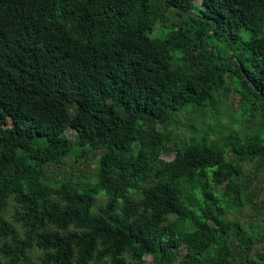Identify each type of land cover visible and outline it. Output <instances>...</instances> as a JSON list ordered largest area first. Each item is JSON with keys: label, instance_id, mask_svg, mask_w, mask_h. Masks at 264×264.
I'll list each match as a JSON object with an SVG mask.
<instances>
[{"label": "trees", "instance_id": "16d2710c", "mask_svg": "<svg viewBox=\"0 0 264 264\" xmlns=\"http://www.w3.org/2000/svg\"><path fill=\"white\" fill-rule=\"evenodd\" d=\"M263 172L264 0H0V264H264Z\"/></svg>", "mask_w": 264, "mask_h": 264}, {"label": "rangeland", "instance_id": "374dc122", "mask_svg": "<svg viewBox=\"0 0 264 264\" xmlns=\"http://www.w3.org/2000/svg\"><path fill=\"white\" fill-rule=\"evenodd\" d=\"M159 29H160V27H159ZM158 33H160V31ZM233 109L235 111H237L238 104H234ZM230 116L231 115L229 113L223 114L221 116H216V115H213L212 112H210V115H208L207 118L206 117H203V118H201V119H199L197 121V125H196L197 130L198 131L199 130H202L203 126L210 127V125L215 126L218 123L219 124L221 123V126L222 127H228L229 125L232 124V121H231V117ZM178 121L181 122V126H183L179 131H182L184 133V136H189L190 133H191V128L189 127L190 120L184 114H180L178 116ZM183 123L185 124V126L183 125ZM245 125L248 126V123L246 122ZM176 127H177V124H173L171 126L172 129H175ZM250 130H251V126H250ZM212 134H214V132ZM68 135L70 137H75L76 136V133L74 131H70V132H68ZM73 165H75V167H76V170L75 171L73 170V172L74 173H78L79 172V168L81 167V165H80V163L78 165H76L75 158L70 159L69 164H68L69 170L71 172H72L71 169H72ZM83 168L86 170V167L85 166H83ZM96 168H97V165H94L93 168H91L92 170H89V172L91 174H93V172H94V170ZM251 168H252L251 166L250 167H246L247 170H250ZM80 176H81V174H80ZM258 179H261V180L264 181V172H263V174H260L258 176ZM249 213H250L249 210H247V211L245 210L244 214L241 215V220L243 222L244 221H247V220L250 221V215H249ZM251 215H252V213H251ZM256 249L258 250L259 248L257 247V248H255V250ZM145 260H146V264H154L153 258L151 256H146Z\"/></svg>", "mask_w": 264, "mask_h": 264}]
</instances>
